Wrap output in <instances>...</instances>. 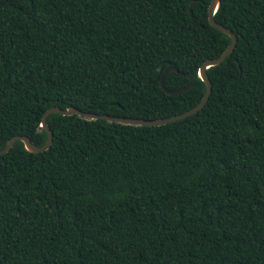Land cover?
I'll list each match as a JSON object with an SVG mask.
<instances>
[{
    "label": "trees",
    "instance_id": "obj_1",
    "mask_svg": "<svg viewBox=\"0 0 264 264\" xmlns=\"http://www.w3.org/2000/svg\"><path fill=\"white\" fill-rule=\"evenodd\" d=\"M212 0H0V150L53 106L157 119L202 100L231 38ZM194 115L135 126L51 113L52 146L0 156V264H264V0ZM169 66L180 70L160 79ZM161 67V70H159Z\"/></svg>",
    "mask_w": 264,
    "mask_h": 264
},
{
    "label": "water",
    "instance_id": "obj_2",
    "mask_svg": "<svg viewBox=\"0 0 264 264\" xmlns=\"http://www.w3.org/2000/svg\"><path fill=\"white\" fill-rule=\"evenodd\" d=\"M220 3H221V0H212L211 1L210 6H209V10H208L209 21H210L211 25H213L214 27H216L220 31L229 35L231 38V43L219 57L207 60L200 67L199 75L206 84V92H205V94H204V96H203V98L199 104H197L193 108H191V109H189L183 113L173 115L170 117L157 118V119L123 117V116H115V115H110V114H105V113L101 114V113H95V112H90V111H84L82 109H79V108L73 107V106L68 107L66 109H63V108L58 107V106H53V107H50L44 113L42 123L39 126L40 130L45 129L48 133V139H47L45 144L38 145L28 135H16L8 141L7 145L2 150H0V156L8 153L18 140L22 141L25 145V148L30 152H42V151L48 150L52 146L53 140H54L53 130L51 129L50 125L47 122V117L51 113H60L63 115H75V114H77V115H80L87 120L105 119V120L110 121V122H118V123H122V124H126V125L160 126V125L167 124L169 122L184 119V118L189 117L191 115H194L197 112H199L200 110H202L206 106L207 102L209 101L210 96L212 94V90H213V83H212V80L210 79V76H209L207 70L210 67L219 65L223 61H225V59L234 51L236 44H237V41H238L237 34L231 28L226 27L225 25H223V24H221L215 20V14L219 8ZM159 70H161V67H159ZM173 70L180 72V70L178 68H176L175 66H169L163 72L161 79H160L161 86L167 93H170V94L179 93V92L187 90L193 86V84H190L186 87H181L178 89H173V90L169 89L166 86L165 80H166V76L168 75V73H170Z\"/></svg>",
    "mask_w": 264,
    "mask_h": 264
}]
</instances>
